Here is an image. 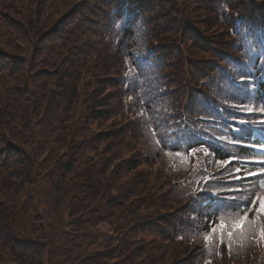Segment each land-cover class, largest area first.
Returning <instances> with one entry per match:
<instances>
[{"label": "trees", "instance_id": "1", "mask_svg": "<svg viewBox=\"0 0 264 264\" xmlns=\"http://www.w3.org/2000/svg\"><path fill=\"white\" fill-rule=\"evenodd\" d=\"M0 107V264H264V0H0Z\"/></svg>", "mask_w": 264, "mask_h": 264}, {"label": "snow or ice", "instance_id": "2", "mask_svg": "<svg viewBox=\"0 0 264 264\" xmlns=\"http://www.w3.org/2000/svg\"><path fill=\"white\" fill-rule=\"evenodd\" d=\"M240 83H245L243 79H241ZM251 86V81L248 82ZM250 111V110H249ZM246 123L245 121H233V131L239 132L241 131L240 127L238 125ZM260 124L262 128H264V120L260 121ZM259 152L261 155H264V144L260 146ZM179 155V153H177ZM239 162V161H236ZM226 163H233L232 160L227 161ZM248 163L254 164L259 168L258 172H248L245 173L243 176L237 175L235 178L238 180H246L249 177L252 178H259L264 177V160L260 161H248ZM241 170L236 169V173H239ZM259 189L261 191L257 192L255 196L250 200L247 201L248 203V209L244 211L243 215L240 216L239 219H237L231 227L235 229L236 231L240 232L241 234L245 233V231L252 233L253 238H258L260 241H264V179L259 180ZM231 192H241L242 189L234 188L230 189ZM213 195L219 196L224 200H231L233 201V205H235L234 202L236 200H244L243 196H222L220 193H213ZM255 213L254 217L250 219L249 213L253 212ZM228 225H226L223 221H220L218 224V227L211 228L212 234L219 233L220 235V242L224 243V229L227 228ZM228 238H231L233 236V231L229 230L226 233ZM206 240H212L213 236L209 235L205 237Z\"/></svg>", "mask_w": 264, "mask_h": 264}, {"label": "rangeland", "instance_id": "3", "mask_svg": "<svg viewBox=\"0 0 264 264\" xmlns=\"http://www.w3.org/2000/svg\"><path fill=\"white\" fill-rule=\"evenodd\" d=\"M95 59V58H94ZM17 84H21L23 85V87L20 88V91H18L17 95L14 96V103H12V108L15 109V105H18L20 107V109L16 110L17 112L23 114V109L24 108H28V109H32L31 113L28 116V121L30 124H33L34 122L38 123V128L41 127L40 125V121H41V115H42V111H40V109H34L35 108V103L33 101V99L30 97V95L27 93V89H26V84L22 83L20 81H17L15 83V85ZM1 108V107H0ZM7 115H10V110L7 109ZM128 114H115L112 115V117L110 118V120L108 121V124L110 125V127H119L121 129H125L127 127L130 126L131 124V119L129 117H127ZM33 126V125H32ZM145 144V143H143ZM124 148H122L119 152V154L115 157L116 158V169H121V167H123L124 163H125V158L127 157H131L135 159V161H138L139 163L140 160L137 157V155L142 152V146L140 144L135 145L134 147L130 148L128 151H126L125 153H123ZM141 168L145 169L147 168L146 165H143ZM154 179V177H153ZM165 199L167 201H169V204L171 207H174L173 202L171 201V199H169L168 197H165ZM183 204H181V208H183ZM174 213L177 212V209L173 210ZM151 238H153V240H157V235H153L151 236ZM150 238V239H151ZM107 264V263H106Z\"/></svg>", "mask_w": 264, "mask_h": 264}]
</instances>
